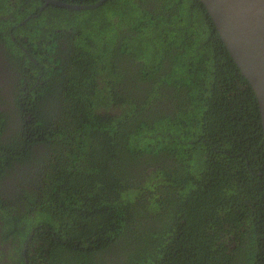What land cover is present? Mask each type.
<instances>
[{
  "label": "trees",
  "instance_id": "1",
  "mask_svg": "<svg viewBox=\"0 0 264 264\" xmlns=\"http://www.w3.org/2000/svg\"><path fill=\"white\" fill-rule=\"evenodd\" d=\"M44 3L0 0V179L34 186L0 194V261L264 264L259 104L205 6Z\"/></svg>",
  "mask_w": 264,
  "mask_h": 264
},
{
  "label": "water",
  "instance_id": "2",
  "mask_svg": "<svg viewBox=\"0 0 264 264\" xmlns=\"http://www.w3.org/2000/svg\"><path fill=\"white\" fill-rule=\"evenodd\" d=\"M64 8L93 9L103 4L76 5L46 0ZM259 104L264 131V0H199Z\"/></svg>",
  "mask_w": 264,
  "mask_h": 264
},
{
  "label": "flooded vegetation",
  "instance_id": "3",
  "mask_svg": "<svg viewBox=\"0 0 264 264\" xmlns=\"http://www.w3.org/2000/svg\"><path fill=\"white\" fill-rule=\"evenodd\" d=\"M42 1L45 2L44 6L42 7V9L47 7V6H49V5H54V6H57V7H60V8H64L62 6H59V5H56V4H53V3H48L46 0H42ZM54 1H60V0H54ZM61 2L62 3H66V2H63V1H61ZM82 10H90V9H82ZM1 72L2 71H0V85H2L1 82L3 83V81H7V84H5L6 85V91L8 92L6 94V96L12 100L13 90H12L11 84H8V81H10L9 78H11V76L6 74L8 71H5V73L2 72V75H1ZM5 109L7 111H10L9 107L8 108L3 107L0 110L4 111ZM9 115H11L12 119L10 120V124H9V126L7 128V131L4 132V140L3 141L11 138L19 130V128H18L19 127V120H18V123H17V121L15 120V117H13L12 114H9ZM19 167H21V166L17 165L14 172H12L11 170H5L6 172L4 173L3 178L0 179V194H7L8 195V199L7 200L11 204H16V205H18V201H19L18 199L21 198L22 191L24 189L25 190L27 189L28 191H30V193L34 194V186L31 184V187L28 188V186H30L29 185L30 183H26L25 182V181H27V178H22V177L19 176V174H18V168ZM24 169L29 174V177L31 178V180H34V179L35 180H39V176H43V171H40V168H39V170H35L36 167L33 164L29 165L28 167H25ZM20 206L23 207L22 205H20ZM49 247H47V248H49ZM53 248H55V246ZM49 253H51V250L49 251ZM49 253H48V255H49ZM48 255H45V256L47 257ZM35 256H36V261H37L36 264L37 263L38 264H43V263H39V262H42L44 260V259H41V261H39V247H38V249H36V251L31 252L29 254V257H28V251L26 249L24 250V261H25L26 264H28V262H29L28 260L29 259L34 258ZM8 261L9 260H8V255H7L3 259V261H0V264H7Z\"/></svg>",
  "mask_w": 264,
  "mask_h": 264
}]
</instances>
